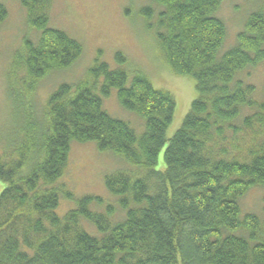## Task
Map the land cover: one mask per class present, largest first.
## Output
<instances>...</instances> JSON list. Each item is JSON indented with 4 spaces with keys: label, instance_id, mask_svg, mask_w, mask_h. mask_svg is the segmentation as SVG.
<instances>
[{
    "label": "trees",
    "instance_id": "16d2710c",
    "mask_svg": "<svg viewBox=\"0 0 264 264\" xmlns=\"http://www.w3.org/2000/svg\"><path fill=\"white\" fill-rule=\"evenodd\" d=\"M51 1L20 0L38 37L23 39L7 80L9 101L18 92L23 98L14 124H25L0 152V264H264V194L261 217L240 207L250 189H264V103L236 79L264 62V0L219 58L226 37L215 17L220 0H151L159 11L141 10L154 19L163 62L174 75L192 78L197 94L170 139L171 94L138 71L128 82L123 69L97 61L83 79L59 85L42 119L35 117L30 96L38 84L82 54L77 41L48 27ZM5 18L0 5V24ZM114 60L127 62L119 53ZM112 90L119 106L141 120L140 136L102 109ZM72 142L94 143L135 169L104 180L122 219L111 220V205L90 209L102 199H76L57 184ZM162 151L164 168L156 170ZM60 196L75 204L63 216L55 212Z\"/></svg>",
    "mask_w": 264,
    "mask_h": 264
},
{
    "label": "rangeland",
    "instance_id": "374dc122",
    "mask_svg": "<svg viewBox=\"0 0 264 264\" xmlns=\"http://www.w3.org/2000/svg\"><path fill=\"white\" fill-rule=\"evenodd\" d=\"M262 4L263 0L257 2L220 0L215 17L224 23L226 37L217 55L218 58L235 46L236 37L242 32L247 17ZM0 5L6 10V18L0 24L1 152L8 146V139H13L11 135L14 134L15 128L18 129L25 124L24 121L14 124L15 113L23 110L21 108L23 98L19 99L20 93L15 95V102H10L7 96V80L12 58L21 49L24 38L35 42L38 33L29 29L26 12L20 0H0ZM144 8L159 11L151 0L51 1L48 10V27L62 31L77 41L82 46V54L69 69L53 73L38 84L30 96L32 111L37 119L41 120L44 116L46 100L59 85L75 84L83 79L87 70L97 61L107 64L111 70L123 69L127 73L128 82L133 77V71H138L149 79L155 89L170 93L175 102V111L166 131V138L170 139L174 135L188 113L191 103L197 97L194 81L190 77L174 75L163 62L155 37L154 19L147 21L142 17L140 13ZM116 53L126 59L125 65L120 67L115 62ZM236 79L253 86L255 89L253 98L258 103H264V62L239 73ZM15 88L18 89L19 86L16 85ZM102 109L112 118L127 123L137 136L142 134L141 120L119 106L115 90H112L107 98L102 99ZM163 168L162 151L155 169L163 170ZM134 170L110 153L98 152L94 143L72 142L66 168L57 184L63 185L65 190L71 192L76 199L84 196L102 199L103 206L92 205L90 209L100 213L104 211L105 205H111L113 209L111 220L117 221L123 218L124 211L118 207L116 198L106 191L104 180L106 176L117 171L134 172ZM4 186V183L0 182V192ZM263 194V188L250 189L240 199L242 214L249 213L261 217ZM73 208H75L73 202L60 196L59 206L55 212L58 216H63Z\"/></svg>",
    "mask_w": 264,
    "mask_h": 264
}]
</instances>
